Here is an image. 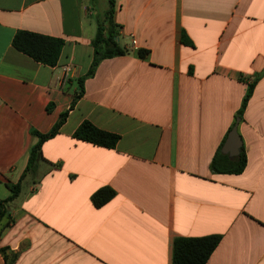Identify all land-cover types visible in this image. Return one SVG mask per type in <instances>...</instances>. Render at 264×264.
<instances>
[{
  "label": "crops",
  "instance_id": "obj_1",
  "mask_svg": "<svg viewBox=\"0 0 264 264\" xmlns=\"http://www.w3.org/2000/svg\"><path fill=\"white\" fill-rule=\"evenodd\" d=\"M97 4L0 0V200L19 183L0 220V264H172L176 237L206 234L220 235L208 264H264V0H116L128 51L84 79L25 172L33 130H50L89 69ZM18 29L63 38L56 64L17 50ZM261 71L237 123L246 164L213 172ZM84 119L118 133L116 145L74 137ZM103 186L114 194L96 206Z\"/></svg>",
  "mask_w": 264,
  "mask_h": 264
},
{
  "label": "trees",
  "instance_id": "obj_2",
  "mask_svg": "<svg viewBox=\"0 0 264 264\" xmlns=\"http://www.w3.org/2000/svg\"><path fill=\"white\" fill-rule=\"evenodd\" d=\"M107 1V8L102 12V14L96 16L95 18L96 29L91 39L93 57L89 69L84 75L77 78L79 88L74 93L69 108L60 113L58 119L55 121L50 130L47 132L33 130L34 134L38 136V140L30 148L25 172L33 170L36 160L40 155V146L42 141L51 137L58 131L64 122L69 109L74 107L77 99L83 94L84 79L94 73L97 65L102 59L115 55H121L128 51L127 48L119 41L120 24L114 19L116 0ZM181 40L184 43L190 42L183 31L181 34ZM63 44L64 40L59 36H52L27 29H18L12 38V45L17 50L27 54L36 61L48 65L56 64ZM139 52L140 54H144L146 50L140 49ZM262 72L263 71L256 73L252 80L248 83L241 104L236 111L232 125L228 128V132L233 126L236 118L242 117L253 85ZM228 132L210 160L209 166L213 172L236 173L242 171L246 164V155L243 146H240L239 153L234 157H229L226 153L221 151V147ZM73 136L92 142L96 145L106 147L115 146L119 138L118 133L100 128L88 119H84L79 123L73 132ZM18 189L19 183L11 185L10 195L5 199L0 200V220L6 214L5 202L12 199L16 195ZM113 194V188L110 186H103L92 193L91 199L96 206H99L110 199ZM219 239V234L176 237L173 242L172 264H208V256L218 244ZM1 250L5 253L4 248H1Z\"/></svg>",
  "mask_w": 264,
  "mask_h": 264
},
{
  "label": "water",
  "instance_id": "obj_3",
  "mask_svg": "<svg viewBox=\"0 0 264 264\" xmlns=\"http://www.w3.org/2000/svg\"><path fill=\"white\" fill-rule=\"evenodd\" d=\"M239 117L236 118L233 126L227 134V137L221 147V151L226 153L229 157H234L240 151L241 146V138L237 131V123L239 121Z\"/></svg>",
  "mask_w": 264,
  "mask_h": 264
},
{
  "label": "built area",
  "instance_id": "obj_4",
  "mask_svg": "<svg viewBox=\"0 0 264 264\" xmlns=\"http://www.w3.org/2000/svg\"><path fill=\"white\" fill-rule=\"evenodd\" d=\"M72 69L73 67L70 63H66L62 66L61 74L58 78L59 85L63 86L66 83V81L71 75Z\"/></svg>",
  "mask_w": 264,
  "mask_h": 264
},
{
  "label": "rangeland",
  "instance_id": "obj_5",
  "mask_svg": "<svg viewBox=\"0 0 264 264\" xmlns=\"http://www.w3.org/2000/svg\"><path fill=\"white\" fill-rule=\"evenodd\" d=\"M108 6L107 0H98L97 9L100 13H102L103 10H105Z\"/></svg>",
  "mask_w": 264,
  "mask_h": 264
}]
</instances>
